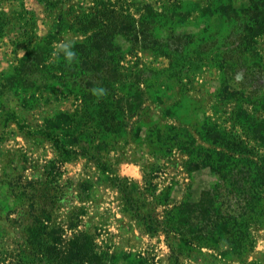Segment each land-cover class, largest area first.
I'll return each instance as SVG.
<instances>
[{"label": "rangeland", "instance_id": "obj_1", "mask_svg": "<svg viewBox=\"0 0 264 264\" xmlns=\"http://www.w3.org/2000/svg\"><path fill=\"white\" fill-rule=\"evenodd\" d=\"M0 9L4 264H65L71 242L84 256L88 239L107 264H264V197L255 213L250 204L262 189L235 190L220 174L229 148L240 166L264 155V0H0ZM99 10L107 20L93 25ZM123 14L140 38L167 44H133L119 31ZM60 41H71L72 61L52 55ZM217 184L214 223L200 211L203 228L188 224L195 214L182 204ZM173 213L179 227L168 231ZM47 240L57 258L36 247Z\"/></svg>", "mask_w": 264, "mask_h": 264}, {"label": "trees", "instance_id": "obj_2", "mask_svg": "<svg viewBox=\"0 0 264 264\" xmlns=\"http://www.w3.org/2000/svg\"><path fill=\"white\" fill-rule=\"evenodd\" d=\"M103 7H104V9H110V8H108L107 4H104ZM96 13L94 16H92V20L94 21L93 25H95L97 20L102 22L104 19H106L105 18V15H106L105 10H103V11L99 10L100 14H98V13L96 14ZM121 18H123V20H124L123 21V28H120L119 31L126 34V35H130L131 41L133 44H135L139 41H145V42L149 41L152 43V44H149V45H151L150 46L151 48H154L156 46L161 47V46H164L165 44H167L164 41L159 42V40H157V38L153 37L151 32H145V31L140 32L139 31V33L142 35V38H140L138 31H137V26L135 25V22H136L135 19H133V18H131L125 14H123L121 16ZM129 18H131L132 20ZM7 21L8 20H7V16H6L5 12L0 9V32L4 31V29L7 25ZM110 26H111L110 24H106V25H104V28H107ZM100 34L101 33L97 31L95 34V38H96V36H99ZM183 38L184 37H182V36H176L175 40L177 42L175 40H173V43L178 44V42L183 41ZM172 46H173V44H172ZM178 46H177V49L179 48ZM161 51H163V50H161ZM177 51H182V50L178 49ZM182 61H183V65L187 66L186 63H184V60H182ZM189 65H190V63H189ZM191 67L194 68V66H192V65H191ZM181 70L182 69H180V71ZM178 73H179V71H178ZM229 151L233 152L234 156H232V155L227 156L226 154H223V153L221 154L224 157L227 156V158L230 160L228 163H224L223 165L220 166V174H221V176H224L226 182H229L230 178L233 179V181L229 185H230V187H233L235 190L238 188H241V189L250 188L252 190L262 189L261 190L262 193L257 192V193H260V195H258L257 193H252L253 196H252V198H250V204L253 205L251 208V211H252L251 213H255L254 209H255V207H257V206H254L255 203L258 204L259 203L258 199H261L262 197H264V155L261 157L260 166L257 165L259 162H254L252 159L249 160L247 165L240 166L241 161H242V157H237V158L235 157L236 155H239V152L237 150L232 149V148H229ZM83 157L86 158V156H83ZM226 165L229 166V168H227ZM223 168H225V169H223ZM252 171L254 173L256 172L258 174V176H257L258 182L257 183H256L255 177H251L250 173L248 174V172H252ZM246 174L248 176H245ZM218 186L219 185L217 184L216 186H214L210 190L205 191L203 193L204 196L201 199V201H199L197 203L185 202L182 204V206L179 209L180 210L179 212H181L183 214L184 211L190 209V211L195 214L194 221H187L188 224H190V225L194 224L195 227H200V229L203 228V225L200 223L199 215H198L200 211L208 212V214H210V216L206 214L201 219L202 223H204V224L214 223L211 220V217L213 218L215 213H216L215 211H216V204L217 203L214 199V195H216L215 192H216ZM196 212H197V214H196ZM135 218H137L136 215H135ZM173 218H174V213L163 224V226L168 231H176L177 228L179 227V226L176 227L174 225ZM163 221L164 220L159 222L160 223L159 226L162 225ZM144 229L146 230L147 228H144ZM180 229L181 228H179V230ZM47 241H45L47 243L37 244L36 247L40 251H43V254L45 256L51 257L52 255H54V257L57 258L60 248H58L57 244L53 243V241H50V240H47ZM32 242H34V238H33ZM35 242H37V241H35ZM44 246L46 247L45 250L43 248ZM84 246H86V248H85L84 256H82L77 241L71 242V245L69 247V255L65 259H63V262L65 264H73V263L76 264V261L78 260L77 264H85V263H87V264H107V262L110 260V257L108 256V254L98 253L95 250V244H94L93 240L88 239V241L86 242V244ZM36 251L38 252V250H36ZM59 260H62V259H59ZM0 264H4V262L2 260H0Z\"/></svg>", "mask_w": 264, "mask_h": 264}, {"label": "clouds", "instance_id": "obj_3", "mask_svg": "<svg viewBox=\"0 0 264 264\" xmlns=\"http://www.w3.org/2000/svg\"><path fill=\"white\" fill-rule=\"evenodd\" d=\"M53 47H54V51L52 52L53 56H59L62 53L67 61H72L74 59L75 52L73 51L71 41L68 42L60 41L55 43Z\"/></svg>", "mask_w": 264, "mask_h": 264}, {"label": "crops", "instance_id": "obj_4", "mask_svg": "<svg viewBox=\"0 0 264 264\" xmlns=\"http://www.w3.org/2000/svg\"><path fill=\"white\" fill-rule=\"evenodd\" d=\"M134 172H135V170H134Z\"/></svg>", "mask_w": 264, "mask_h": 264}]
</instances>
